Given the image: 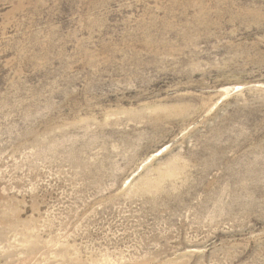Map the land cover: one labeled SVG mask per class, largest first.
<instances>
[{
	"label": "rangeland",
	"instance_id": "obj_1",
	"mask_svg": "<svg viewBox=\"0 0 264 264\" xmlns=\"http://www.w3.org/2000/svg\"><path fill=\"white\" fill-rule=\"evenodd\" d=\"M0 264H264V0H0Z\"/></svg>",
	"mask_w": 264,
	"mask_h": 264
}]
</instances>
